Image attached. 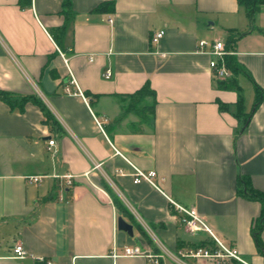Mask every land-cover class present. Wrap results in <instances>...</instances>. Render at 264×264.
<instances>
[{
	"label": "crops",
	"instance_id": "1",
	"mask_svg": "<svg viewBox=\"0 0 264 264\" xmlns=\"http://www.w3.org/2000/svg\"><path fill=\"white\" fill-rule=\"evenodd\" d=\"M63 1L0 0V88L37 92L59 121L45 124L33 103L20 113L0 101V264H32L11 258L17 242L57 264H153L123 255L127 245L158 248L135 225L132 235L118 227L122 214L104 182L170 251L215 250L218 244L208 231H188L166 195L196 208L246 262L264 264L251 234L261 203L236 193L239 174L264 191V98L244 124L228 111L235 110L237 92L217 87L213 56L199 51L201 40L226 45L229 30L248 31L228 51L264 94V19H255L251 29L237 0H114L115 11L104 13L93 11L104 0H71L66 64L51 33L64 22ZM160 30L164 35L153 42ZM71 75L86 100L73 92ZM244 78L253 86L250 97ZM253 80L239 77L247 111L256 99ZM147 81L155 95L144 104H154L152 113L129 110V94ZM220 102L230 108L221 109ZM112 144L138 167L156 170L161 190L135 183ZM33 175L43 177L34 181ZM162 264L178 263L166 257Z\"/></svg>",
	"mask_w": 264,
	"mask_h": 264
},
{
	"label": "trees",
	"instance_id": "2",
	"mask_svg": "<svg viewBox=\"0 0 264 264\" xmlns=\"http://www.w3.org/2000/svg\"><path fill=\"white\" fill-rule=\"evenodd\" d=\"M239 6L244 9V12L249 20V24L251 25V29H253V22L256 19V15L260 13L264 9V0H237ZM95 12H114L115 11V1L114 0H104L100 2L94 9ZM61 13L65 15L64 22L62 25L56 27L51 30L54 40L59 45L61 50H65L64 47V37L65 32L72 20L73 10L71 8V0H64L63 7ZM248 32V31H247ZM247 32H240L235 29L229 30V34L227 36L226 49L233 50L235 43L237 40ZM64 52V51H63ZM221 63V62H220ZM224 64L227 69L230 71V75L224 78L219 77L214 71L213 77L216 81L217 87L220 89H228L234 90L238 94V99L234 103L235 110L231 111L238 119L243 120L244 124L249 122L254 111L263 101L264 94L263 89L255 83L251 74L245 70V68L240 64L237 59V56L234 53L227 54L224 57ZM242 73L247 74L254 82L255 90H256V99L253 104L252 110L247 111L245 106V95L242 86L239 82V77ZM155 91L152 89L150 81H147L141 88L136 90L135 92L129 94L131 97V102L127 106L129 110H137L141 113V110L150 109L149 112L152 113L153 105H147L145 103V99L148 96H154ZM0 101L7 104L11 111H19L23 113L25 111L26 105L28 103H33L40 108L44 115V123L54 127L59 124V121L52 113L46 102L43 98L37 93H29L22 94L16 91L8 90L0 88ZM221 109H226L230 105L219 103ZM230 108V107H229ZM144 112V111H142ZM104 187L110 196L113 199L117 209L122 214V216L129 220V222L133 223L139 230L146 236L150 241H152L151 236L147 232V230L135 219L134 215L127 208L123 200L119 197V195L113 190V188L106 182H104ZM236 193L238 196H241L246 199L256 200L261 203V212L259 216L254 220L253 225L251 227V234L253 236L256 248L258 252L264 257V240L262 237L264 231V191L256 188L251 181V178L248 175L239 174L236 182ZM243 264V263H242Z\"/></svg>",
	"mask_w": 264,
	"mask_h": 264
},
{
	"label": "built area",
	"instance_id": "3",
	"mask_svg": "<svg viewBox=\"0 0 264 264\" xmlns=\"http://www.w3.org/2000/svg\"><path fill=\"white\" fill-rule=\"evenodd\" d=\"M112 22V19H110ZM165 31L160 30L154 33L152 40L153 42H158L160 38L164 35ZM210 45V49L206 50V45ZM61 56L63 57L66 64H68L69 57L65 52H63L60 48H58ZM199 51L208 53L213 56V58L210 61V66L216 74L221 77H227L230 75V71L227 69V67L224 64V57L227 54H231L232 52L228 51L226 49L225 43L221 40H215L212 43H208L206 40H201L199 42ZM92 59V56L90 57ZM221 62V63H220ZM112 74L111 70L108 69L105 73L106 77H110ZM70 83L77 86V82L75 78L71 75ZM67 92H72V90L67 87ZM75 94L81 95L85 100L84 92L77 86V89L73 91ZM95 121L97 125L100 127V129L104 132V126L103 121L95 116ZM54 140H49V145L54 144ZM115 154L120 155L123 159L126 160V162L130 165L132 169V177L133 181L135 183H140L142 181H146L153 185L154 187L161 190L158 180L160 179V176L158 172L154 169L151 170H145L140 167H138L133 161H131L123 152H121L114 144H112ZM100 164H96V166H99ZM118 174H125V171L122 168H118L116 170ZM42 175H33L30 176V178L34 181H40ZM171 205L175 208V210L180 213V219L181 223L186 227V229L190 232H197L199 230H205L208 231L212 236H214L218 247L215 250H210L209 248H190L186 251H179L177 253H174L170 251L163 242L157 238V236L153 233V231L142 222L144 228L147 230L148 233L153 237V239L156 242L158 251L152 250V249H143L140 246L133 245V246H125L123 255L125 256H142L150 260L153 264H162V261L164 258L168 257L178 264H188L186 261H184V258L187 257H193V258H208L215 262V264H221L224 263L226 259H236L244 264H250L246 262L240 255L239 250L237 248H232L226 246L211 230V228L206 224L202 216L199 214L196 208H189L181 203L177 202L175 199H173L171 196L166 195ZM12 255L11 258L16 259H25L29 258L32 260V264H57L54 260L46 258L44 256L35 255L31 252H29L24 245L21 242H17L13 245L12 248ZM114 256H117L116 253H114Z\"/></svg>",
	"mask_w": 264,
	"mask_h": 264
},
{
	"label": "rangeland",
	"instance_id": "4",
	"mask_svg": "<svg viewBox=\"0 0 264 264\" xmlns=\"http://www.w3.org/2000/svg\"><path fill=\"white\" fill-rule=\"evenodd\" d=\"M259 18H263L264 19V15H260V13H258L256 15V19L258 20ZM219 36L225 37L226 35L224 33L220 32ZM242 85L244 87V91H245L246 96L250 97V95H251V93L253 91V86H252L251 82L248 79L244 78L243 82H242ZM221 264H225V261H224V263H221Z\"/></svg>",
	"mask_w": 264,
	"mask_h": 264
},
{
	"label": "water",
	"instance_id": "5",
	"mask_svg": "<svg viewBox=\"0 0 264 264\" xmlns=\"http://www.w3.org/2000/svg\"><path fill=\"white\" fill-rule=\"evenodd\" d=\"M118 227L126 232H128L130 235L133 234V223L127 221L122 215L118 217Z\"/></svg>",
	"mask_w": 264,
	"mask_h": 264
}]
</instances>
